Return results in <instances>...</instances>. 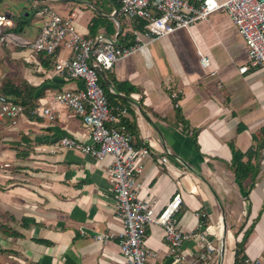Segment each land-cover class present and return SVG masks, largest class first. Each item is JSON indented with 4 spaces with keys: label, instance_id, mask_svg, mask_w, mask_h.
I'll return each instance as SVG.
<instances>
[{
    "label": "crops",
    "instance_id": "crops-1",
    "mask_svg": "<svg viewBox=\"0 0 264 264\" xmlns=\"http://www.w3.org/2000/svg\"><path fill=\"white\" fill-rule=\"evenodd\" d=\"M10 2L24 4L14 30L20 33L21 26L28 40L38 36L45 7L71 17L86 37L105 35L127 46L141 30L142 19L113 15L116 0ZM225 13L215 11L149 43L150 61L137 52L101 71L100 79L119 118L116 123L128 125L133 143L150 150L137 176L140 194L150 195L161 211L180 192L177 218L186 231L200 233L210 226L217 239L225 220L224 251L200 264H234L246 231V258L264 264V147L256 149L264 140V70L251 66L248 45ZM199 52L210 58L207 66ZM70 54L60 48L30 61L32 49L0 44V87L8 81L29 85L35 105L48 104L60 114L50 120L26 112L0 122V264H122L124 226L114 215L116 198L108 177L113 157L99 160L72 149L52 152L63 136L91 142L82 116L55 99L62 91L83 87L81 80L55 71L58 59ZM241 66L248 71L241 72ZM233 148L257 151L259 170L247 198L231 167ZM242 219L252 221L243 226ZM146 240L160 263L196 261L194 239L183 245L185 261L170 253L160 225L148 229Z\"/></svg>",
    "mask_w": 264,
    "mask_h": 264
},
{
    "label": "built area",
    "instance_id": "built-area-1",
    "mask_svg": "<svg viewBox=\"0 0 264 264\" xmlns=\"http://www.w3.org/2000/svg\"><path fill=\"white\" fill-rule=\"evenodd\" d=\"M116 1L119 5L113 12L115 17L145 20L143 30L134 32L133 45H121L116 39L105 35L83 36L76 30L71 17H63L51 7L41 10L46 18L34 40H28L14 30L17 19L0 12V44L32 49L35 56H29L27 59L30 61L36 60L38 54L53 55L60 48H66L71 53L58 59L55 71L68 73L81 80L83 87L62 91L55 99L82 116L89 129L91 142L63 136L53 145L52 152L72 149L99 160L107 156L113 157L112 164L108 167V177L116 198L114 215L124 226L119 243L122 264H163L155 260L156 252L147 245V231L154 225L163 228L170 253L180 254L178 256L183 261L186 260V256L181 255L183 245L194 239L196 250L192 254L197 255L194 264H200L213 254L221 253L222 236L217 234V239H214L210 226H206L200 233L186 231L180 226L177 218L183 201L180 192H176L161 211L156 210L150 195L140 194L137 176L144 170V159L150 157L151 153L147 146L137 147L133 143V135L126 124L116 123L119 118L113 113L110 97L101 83L100 72L112 70L119 59L137 52H141L150 61L149 43L179 29L189 28L218 10H225L239 28L248 45L251 66L264 70V0ZM143 38L148 41L144 42ZM199 53L202 65L207 66L210 58ZM240 71H248V66H241ZM26 112L50 120H55L60 115L48 104L26 107L0 95V122ZM162 159L165 163L169 161L168 156H163ZM201 217L206 219L207 215L202 214ZM105 237L108 236H98ZM244 264H259V261L247 257Z\"/></svg>",
    "mask_w": 264,
    "mask_h": 264
},
{
    "label": "trees",
    "instance_id": "trees-1",
    "mask_svg": "<svg viewBox=\"0 0 264 264\" xmlns=\"http://www.w3.org/2000/svg\"><path fill=\"white\" fill-rule=\"evenodd\" d=\"M97 25V21L94 23ZM145 24V20H141V24H139V29H143ZM134 39V37H131ZM134 43V42H133ZM133 45L128 44L127 46ZM3 94L6 97H8L11 100H14L15 102H19L28 106L35 105V102L31 101V97L34 94V90L31 89L29 85H22L18 86L12 81H8L4 83L0 87V95ZM109 96V95H108ZM111 101V98H110ZM112 104V102H111ZM178 115L180 114V109L177 108ZM128 126V125H127ZM129 128V126H128ZM199 130H196L194 132L195 138L197 137ZM264 132V130H263ZM254 138L257 141V136H254ZM264 147V140L258 144V148L261 149ZM247 158V160H244ZM255 159V162H254ZM232 170L234 171L235 178L237 181L242 185L244 188V192H246V198L249 197V193L251 189L254 187L255 178L259 170V162L257 157V151H252L251 149L247 152L243 153L240 150H237L236 148H233V161H232ZM249 180H251L249 182ZM247 183V184H246ZM249 231L244 234L243 240L237 243L236 250H235V260L234 264H244V260L246 258L245 255V243L248 238Z\"/></svg>",
    "mask_w": 264,
    "mask_h": 264
},
{
    "label": "rangeland",
    "instance_id": "rangeland-1",
    "mask_svg": "<svg viewBox=\"0 0 264 264\" xmlns=\"http://www.w3.org/2000/svg\"><path fill=\"white\" fill-rule=\"evenodd\" d=\"M2 7V8H1ZM20 7H24V4H23V2H19V5H17V4H14V3H12V2H10V0H0V12H2V13H6V14H10L11 16H12V18H19V17H21V15H20V10H19V8ZM28 7H30L29 5H28ZM4 8V9H3ZM223 11V13L224 14H226L225 12V10H222ZM24 29H25V27H24ZM19 31H20V33H21V26L19 27V29H18ZM23 34H25L24 32L22 33V35ZM24 36V35H23ZM25 37V36H24ZM31 40H34L35 39V37L34 36H28ZM23 50V49H22ZM250 60V59H249ZM7 165V164H6ZM251 221H252V219L250 220V222H248V220L246 219V220H244V219H242V221H240L242 224L241 225H246L247 223H251ZM241 225H239L238 227H237V229L235 230V237H236V239L238 238V236H239V234L241 233V229H242V227H240Z\"/></svg>",
    "mask_w": 264,
    "mask_h": 264
},
{
    "label": "water",
    "instance_id": "water-1",
    "mask_svg": "<svg viewBox=\"0 0 264 264\" xmlns=\"http://www.w3.org/2000/svg\"><path fill=\"white\" fill-rule=\"evenodd\" d=\"M223 225H224V231H223V235H222V242H221V253L224 251L225 249V241H226V222L225 220H223Z\"/></svg>",
    "mask_w": 264,
    "mask_h": 264
},
{
    "label": "bare ground",
    "instance_id": "bare-ground-1",
    "mask_svg": "<svg viewBox=\"0 0 264 264\" xmlns=\"http://www.w3.org/2000/svg\"><path fill=\"white\" fill-rule=\"evenodd\" d=\"M223 231H224V225H223V221H222V223H219L218 234L222 236Z\"/></svg>",
    "mask_w": 264,
    "mask_h": 264
}]
</instances>
